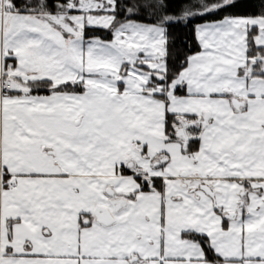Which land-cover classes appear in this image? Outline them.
Wrapping results in <instances>:
<instances>
[{
    "label": "snow or ice",
    "instance_id": "1",
    "mask_svg": "<svg viewBox=\"0 0 264 264\" xmlns=\"http://www.w3.org/2000/svg\"><path fill=\"white\" fill-rule=\"evenodd\" d=\"M0 264H264V0H0Z\"/></svg>",
    "mask_w": 264,
    "mask_h": 264
},
{
    "label": "trees",
    "instance_id": "2",
    "mask_svg": "<svg viewBox=\"0 0 264 264\" xmlns=\"http://www.w3.org/2000/svg\"><path fill=\"white\" fill-rule=\"evenodd\" d=\"M229 11L233 14L244 15L248 14L250 11H254V9H250L248 7H240L236 9H230ZM175 35L177 37V40L176 45L173 49L174 57L171 62V66L173 67V70H178L180 60H182L184 55L187 54L189 51L188 44L185 43V40H187L191 44V51H197L198 48L194 40L193 34L190 31V28L177 27L175 29ZM177 51L179 52L178 56L175 55Z\"/></svg>",
    "mask_w": 264,
    "mask_h": 264
}]
</instances>
